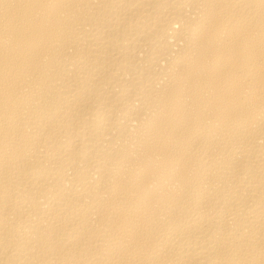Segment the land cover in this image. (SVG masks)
Wrapping results in <instances>:
<instances>
[{"label":"bare ground","instance_id":"bare-ground-1","mask_svg":"<svg viewBox=\"0 0 264 264\" xmlns=\"http://www.w3.org/2000/svg\"><path fill=\"white\" fill-rule=\"evenodd\" d=\"M0 264H264V0H0Z\"/></svg>","mask_w":264,"mask_h":264}]
</instances>
